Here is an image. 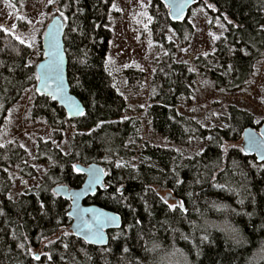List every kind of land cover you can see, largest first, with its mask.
Instances as JSON below:
<instances>
[{
    "label": "trees",
    "instance_id": "1",
    "mask_svg": "<svg viewBox=\"0 0 264 264\" xmlns=\"http://www.w3.org/2000/svg\"><path fill=\"white\" fill-rule=\"evenodd\" d=\"M149 1L153 38L164 55L150 81L145 116L177 146H191L197 138H210L209 145L190 156L142 140L139 119L119 120L127 100L107 64L114 0H57L65 18L71 91L85 106L77 119L37 91L30 47L0 29V130L28 88L33 89L32 117H43L58 142L68 124L77 128L70 154L52 140L37 139L36 160L50 169L39 186L27 188L18 199L9 196L15 184L12 170L29 178L37 177L38 170L20 143L0 144V264H168L176 250L187 258L183 264H264V162L246 155L241 145L244 129H259L262 122L230 105L221 117L224 126L209 128L178 110L197 86L192 65L177 60L178 47L190 42L194 26L188 16L173 21L162 0ZM200 2L223 20L225 29L212 53L196 56L195 68L217 89L237 91L264 60V0H199L195 5ZM124 73L130 86L143 84L142 70L130 67ZM138 153L142 160L135 166ZM92 162L105 167L108 189H100L89 202L123 220L122 228L109 232L107 246L62 233L70 219L69 202L53 192L61 183L80 187L85 175L73 166ZM162 191L172 192L182 206L170 207ZM43 243L44 259L37 260L32 249Z\"/></svg>",
    "mask_w": 264,
    "mask_h": 264
},
{
    "label": "rangeland",
    "instance_id": "2",
    "mask_svg": "<svg viewBox=\"0 0 264 264\" xmlns=\"http://www.w3.org/2000/svg\"><path fill=\"white\" fill-rule=\"evenodd\" d=\"M149 5V0H114L112 6V38L107 64L115 85L127 100V110L119 120L135 117L142 123V140L153 145L173 147L192 156L203 151L209 145L210 138L194 139L188 147L177 146L155 131L145 116V111L150 105V81L164 55L163 47L153 38ZM53 9H56V13ZM54 14L60 15L65 21L63 14L58 10L57 0H52L51 3L49 0H0V29H7L6 31L29 46L33 53V62L38 63L39 57H44L42 40ZM188 19L194 26V34L186 46L178 47L177 60L192 65L196 72L197 86L190 101L183 102L178 106V110L209 128L224 126L221 117L228 115L230 105L246 109L255 115L257 122H264V60L256 64L254 74L242 88L233 92L217 89L210 80L200 76L194 61L199 54L214 51L215 42L225 29L223 20L202 2L190 9ZM171 36L175 38L172 31ZM176 43L179 44L178 40ZM130 67L144 72L145 78L141 86L132 87L128 83L124 72ZM32 91V88L26 89L23 96L10 108L5 125L0 130V144L8 141L20 143L28 150L30 162L38 170V176L35 178L24 177L18 171L12 170L15 184L9 196L14 199H18L27 188L39 186L42 183L41 177L50 169L48 163L36 160L37 139L42 137L52 140L65 154H70L77 132L75 123L68 124L62 142H58L53 137V128L43 117H32ZM141 160L138 153L133 164L136 166ZM161 193L169 205H177L176 200L168 198L167 191ZM182 204L180 200V205ZM70 225L71 218L62 226V233H71ZM44 244L32 249L37 260L44 259ZM186 260L184 254L177 250L168 256V264H183Z\"/></svg>",
    "mask_w": 264,
    "mask_h": 264
},
{
    "label": "water",
    "instance_id": "3",
    "mask_svg": "<svg viewBox=\"0 0 264 264\" xmlns=\"http://www.w3.org/2000/svg\"><path fill=\"white\" fill-rule=\"evenodd\" d=\"M162 1L169 9L170 18L173 21H182L199 0ZM53 12L56 13V9H53ZM64 34L65 21L60 15L54 14L42 40L44 57L36 65L37 75L40 77L36 87L39 89V93L52 98L57 85H61L63 91L56 93L57 99H52L66 111L69 118L77 119L84 114L85 106L79 97L71 91ZM49 65L53 67L52 71H47V66ZM45 77H48V79ZM72 105H78L81 111L78 113ZM262 133H264V122H262L259 129L249 126L244 129L241 142L244 153L248 156H255L260 163L264 162V135ZM75 166H78L81 169L79 172L85 175L82 185L80 187H71L68 184L61 183L54 187L53 192L69 202L70 231L87 244L107 246L110 242L109 232L122 228V216L99 204L89 202V199L95 196L100 189H108L106 183L107 171L101 163L97 162L89 164L77 163ZM93 171L98 173L99 181L90 187L89 180ZM167 196L176 200L177 205H180V200L172 192L168 191ZM97 217L100 218L97 223L101 224L102 241H96L92 237L85 235L90 228L95 229L96 224L93 221ZM113 217L115 219H111Z\"/></svg>",
    "mask_w": 264,
    "mask_h": 264
},
{
    "label": "snow or ice",
    "instance_id": "4",
    "mask_svg": "<svg viewBox=\"0 0 264 264\" xmlns=\"http://www.w3.org/2000/svg\"><path fill=\"white\" fill-rule=\"evenodd\" d=\"M51 2H52V0H49V3H51ZM4 30L6 31L7 29H4ZM52 70H53V67L51 65L47 66V71H52ZM39 78L40 77H37V79H39ZM45 78L48 79V77H45ZM37 91H39V89H37ZM62 91H63L62 86L61 85H57V87L55 89V92L52 94V98L53 99H57L56 93H61ZM72 107H74L75 110L78 113L81 111L78 105H72ZM262 135H264V133H262ZM73 167L75 168V170L77 172L81 171V169L78 166L74 165ZM98 181H99V175H98L97 172L93 171L92 174H91L90 180H89V186L91 187L93 184L97 183ZM117 191L119 192L120 189H117ZM42 207H43V205H42ZM170 207L175 208L176 205H170ZM111 219H115V218L113 217ZM98 221H100L99 217H97L96 220L93 221V223L96 224L95 229L90 228L89 232L86 233L85 235L92 237L96 241H102L103 240V235H102V232H101V224L97 223ZM103 222H106V221H103ZM205 239H207V237H205ZM125 251H127V249H125Z\"/></svg>",
    "mask_w": 264,
    "mask_h": 264
}]
</instances>
